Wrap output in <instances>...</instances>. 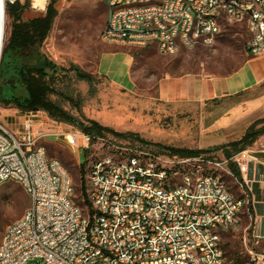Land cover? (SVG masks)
I'll return each instance as SVG.
<instances>
[{
	"label": "built area",
	"instance_id": "obj_1",
	"mask_svg": "<svg viewBox=\"0 0 264 264\" xmlns=\"http://www.w3.org/2000/svg\"><path fill=\"white\" fill-rule=\"evenodd\" d=\"M25 1L2 0L0 10L6 15L9 5ZM103 1L105 42L154 45L169 56L212 46L227 22L246 27L247 54L264 55V0ZM20 118L15 129L0 122V186L19 183L31 205L7 226L0 264H226L221 232L240 223L254 185L264 182L258 150L213 159L103 143L88 169L91 210L85 212L75 200L69 171L48 155L46 142L54 139L84 154L94 139L56 121L48 124L35 111ZM226 175L246 188V198L234 195ZM257 204L252 198L255 244L264 239L257 228L264 202ZM248 252L249 264H264L263 252Z\"/></svg>",
	"mask_w": 264,
	"mask_h": 264
},
{
	"label": "rangeland",
	"instance_id": "obj_2",
	"mask_svg": "<svg viewBox=\"0 0 264 264\" xmlns=\"http://www.w3.org/2000/svg\"><path fill=\"white\" fill-rule=\"evenodd\" d=\"M50 1L46 0L44 8L40 9L31 0L29 14H44ZM54 7L57 15L50 35L30 57L34 60L40 53L44 54L58 66L78 67L89 74L90 79H78L71 71L56 84L58 93L51 95V99L77 122L56 120L45 110L37 112L48 124L56 121L67 130L85 133L81 125L89 127L92 122L104 129L84 154L54 139L46 142L48 155L59 159L69 171L76 189L75 200L85 212L88 209L81 198L80 165L86 161L84 179L88 188V169L92 160L101 156L103 143L176 157L197 156L178 153L194 151L222 159L227 158L221 148L223 145L240 139L251 124L264 119V82L234 96L203 102H166L159 97V81L165 76L225 75L238 69L243 63L244 46L249 38L243 24L223 22L221 33L212 46L182 48L175 55L164 56L154 45L142 47L105 42L102 31L107 21V8L103 0H55ZM5 19L6 37L7 15ZM116 50L134 54L128 78L124 76L128 66L125 52L109 54L104 59L103 70L115 71V79L122 85L100 74L97 68L103 52ZM29 111L5 104L0 99V122L10 129H15L14 124ZM250 148L264 150V135ZM201 150L208 151L200 153ZM224 179L236 197H247L246 188L235 177L226 175ZM247 199L249 202L240 223L221 232L226 264H249V249L264 253V239L259 244L253 239L255 224L251 219H254L251 195ZM30 205V198L19 183L7 181L0 186V243L7 226L21 218ZM26 264L40 263L31 260Z\"/></svg>",
	"mask_w": 264,
	"mask_h": 264
},
{
	"label": "trees",
	"instance_id": "obj_3",
	"mask_svg": "<svg viewBox=\"0 0 264 264\" xmlns=\"http://www.w3.org/2000/svg\"><path fill=\"white\" fill-rule=\"evenodd\" d=\"M54 4L55 0H51L46 12L37 15L29 14L31 0L7 7L6 15L9 24L6 25V37L0 61V99L5 104H12L24 110L35 112L45 110L52 118L59 121L77 122L69 112L51 99V95L58 93L56 84L67 73L72 71L81 80H89L90 75L75 66L69 68L58 66L41 53L34 60L30 57L31 52L35 48H40L50 35L57 15ZM263 123L264 119L254 122L240 139L223 145L221 148L224 155L229 158L252 147L257 139L264 135ZM81 129L93 139L104 130L93 122L89 127L81 125ZM207 151L201 150L200 153H207ZM178 153L181 156L200 155L199 152L194 151H179ZM85 164L86 161L80 165L79 170L80 192L83 205L91 210L84 179ZM232 169L234 175L241 179L237 168L232 166Z\"/></svg>",
	"mask_w": 264,
	"mask_h": 264
},
{
	"label": "crops",
	"instance_id": "obj_4",
	"mask_svg": "<svg viewBox=\"0 0 264 264\" xmlns=\"http://www.w3.org/2000/svg\"><path fill=\"white\" fill-rule=\"evenodd\" d=\"M46 2V1H45ZM44 8V6H43ZM42 9V8H40ZM125 52L128 66L124 71L127 78L130 75L134 63V55L128 50H116L103 52L98 61V72L107 76L116 84L122 83L115 79L116 72L106 68L103 70V62L109 54ZM244 60L241 66L231 73L225 75L187 73L178 76H165L159 81V97L166 102L192 101L203 102L217 98H224L240 94L250 90L264 82V55L252 57L244 50ZM264 159V150L259 151ZM253 200L258 203L264 202V182L254 185ZM259 232L264 231V220L260 221Z\"/></svg>",
	"mask_w": 264,
	"mask_h": 264
},
{
	"label": "bare ground",
	"instance_id": "obj_5",
	"mask_svg": "<svg viewBox=\"0 0 264 264\" xmlns=\"http://www.w3.org/2000/svg\"><path fill=\"white\" fill-rule=\"evenodd\" d=\"M46 0H34V5L39 8H43ZM5 14L0 10V61L2 57V50L5 41Z\"/></svg>",
	"mask_w": 264,
	"mask_h": 264
},
{
	"label": "snow or ice",
	"instance_id": "obj_6",
	"mask_svg": "<svg viewBox=\"0 0 264 264\" xmlns=\"http://www.w3.org/2000/svg\"><path fill=\"white\" fill-rule=\"evenodd\" d=\"M0 3H2V0H0Z\"/></svg>",
	"mask_w": 264,
	"mask_h": 264
}]
</instances>
